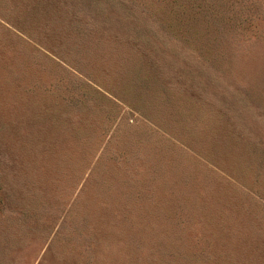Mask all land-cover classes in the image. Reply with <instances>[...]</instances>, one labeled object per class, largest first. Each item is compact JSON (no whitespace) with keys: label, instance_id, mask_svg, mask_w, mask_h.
I'll return each mask as SVG.
<instances>
[{"label":"rangeland","instance_id":"374dc122","mask_svg":"<svg viewBox=\"0 0 264 264\" xmlns=\"http://www.w3.org/2000/svg\"><path fill=\"white\" fill-rule=\"evenodd\" d=\"M0 264H264V0H0Z\"/></svg>","mask_w":264,"mask_h":264},{"label":"trees","instance_id":"16d2710c","mask_svg":"<svg viewBox=\"0 0 264 264\" xmlns=\"http://www.w3.org/2000/svg\"><path fill=\"white\" fill-rule=\"evenodd\" d=\"M203 6H213L212 2L203 1Z\"/></svg>","mask_w":264,"mask_h":264}]
</instances>
